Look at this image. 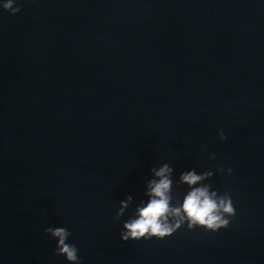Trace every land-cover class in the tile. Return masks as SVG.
Returning a JSON list of instances; mask_svg holds the SVG:
<instances>
[{
    "label": "water",
    "instance_id": "1",
    "mask_svg": "<svg viewBox=\"0 0 264 264\" xmlns=\"http://www.w3.org/2000/svg\"><path fill=\"white\" fill-rule=\"evenodd\" d=\"M5 2L0 264H69L47 227L80 264H264V0ZM165 165L174 204L229 193V227L123 241Z\"/></svg>",
    "mask_w": 264,
    "mask_h": 264
},
{
    "label": "clouds",
    "instance_id": "2",
    "mask_svg": "<svg viewBox=\"0 0 264 264\" xmlns=\"http://www.w3.org/2000/svg\"><path fill=\"white\" fill-rule=\"evenodd\" d=\"M3 9L16 14L19 7L13 6V0H6L2 5ZM220 139L227 137L221 131ZM214 158V157H211ZM172 170L165 165L155 172L159 181L150 182V199L146 205L135 209L134 215L123 223L121 239L128 240H150L153 237L163 239L173 235L178 229L187 223L189 230L203 228L205 231L216 232L229 227L231 217L236 214L233 201L229 193L218 194L211 190L210 184L195 187L183 198L182 203L177 200L175 204L170 196V179L166 175ZM217 171L223 172V168ZM231 172V169L228 170ZM213 175L211 171H205L197 175L195 171L182 174V181L189 186L196 185L200 181L209 179ZM129 201L131 197L128 198ZM128 209L127 202H120V207L115 220L119 221ZM46 235H50L57 240V250L55 255L64 256L69 264H80L78 249L74 244H69L71 233L64 227H47L44 229Z\"/></svg>",
    "mask_w": 264,
    "mask_h": 264
}]
</instances>
